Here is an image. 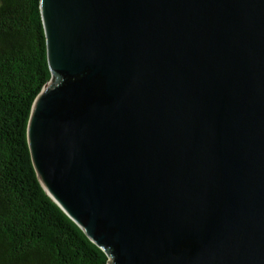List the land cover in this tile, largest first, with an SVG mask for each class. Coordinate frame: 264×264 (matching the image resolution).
<instances>
[{
    "label": "water",
    "instance_id": "obj_1",
    "mask_svg": "<svg viewBox=\"0 0 264 264\" xmlns=\"http://www.w3.org/2000/svg\"><path fill=\"white\" fill-rule=\"evenodd\" d=\"M26 127L107 264H264V0H39Z\"/></svg>",
    "mask_w": 264,
    "mask_h": 264
},
{
    "label": "trees",
    "instance_id": "obj_2",
    "mask_svg": "<svg viewBox=\"0 0 264 264\" xmlns=\"http://www.w3.org/2000/svg\"><path fill=\"white\" fill-rule=\"evenodd\" d=\"M49 78L39 0H0V264H107L32 165L26 127Z\"/></svg>",
    "mask_w": 264,
    "mask_h": 264
}]
</instances>
